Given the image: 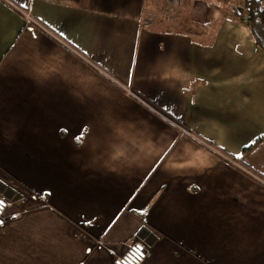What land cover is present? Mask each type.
I'll return each mask as SVG.
<instances>
[{
    "label": "crops",
    "instance_id": "obj_1",
    "mask_svg": "<svg viewBox=\"0 0 264 264\" xmlns=\"http://www.w3.org/2000/svg\"><path fill=\"white\" fill-rule=\"evenodd\" d=\"M220 3L0 0V264H264V51Z\"/></svg>",
    "mask_w": 264,
    "mask_h": 264
},
{
    "label": "built area",
    "instance_id": "obj_2",
    "mask_svg": "<svg viewBox=\"0 0 264 264\" xmlns=\"http://www.w3.org/2000/svg\"><path fill=\"white\" fill-rule=\"evenodd\" d=\"M169 2H171V5H175L176 3H178V0H169ZM18 9L26 19V30L33 32L34 25H36L35 22L28 16L27 13L22 11L20 8ZM155 17L156 14L154 12H149L144 19L142 26H147L148 23L151 22ZM30 21H32V24H30ZM182 133L190 134L185 129H182ZM24 211V208H14V201L4 193H0V221H2V223H0V226H3L8 220L17 218ZM96 244L98 246L103 245L101 241H97ZM107 252L109 253V255H111L113 264H141L147 256L148 249L147 244L143 239L135 238L125 244V248L121 253L116 254L112 248H107Z\"/></svg>",
    "mask_w": 264,
    "mask_h": 264
},
{
    "label": "trees",
    "instance_id": "obj_3",
    "mask_svg": "<svg viewBox=\"0 0 264 264\" xmlns=\"http://www.w3.org/2000/svg\"><path fill=\"white\" fill-rule=\"evenodd\" d=\"M230 12L235 21L248 27L255 45L264 51V0H242L240 4L232 5ZM209 145L212 146L211 143ZM252 171L255 179L264 184V176Z\"/></svg>",
    "mask_w": 264,
    "mask_h": 264
},
{
    "label": "rangeland",
    "instance_id": "obj_4",
    "mask_svg": "<svg viewBox=\"0 0 264 264\" xmlns=\"http://www.w3.org/2000/svg\"><path fill=\"white\" fill-rule=\"evenodd\" d=\"M242 2V0H221L220 6L224 9V15L227 17H232L230 12V7L232 5H238Z\"/></svg>",
    "mask_w": 264,
    "mask_h": 264
},
{
    "label": "snow or ice",
    "instance_id": "obj_5",
    "mask_svg": "<svg viewBox=\"0 0 264 264\" xmlns=\"http://www.w3.org/2000/svg\"><path fill=\"white\" fill-rule=\"evenodd\" d=\"M0 223H2V221H0ZM113 227H116L118 224V220L114 219L113 222L110 223Z\"/></svg>",
    "mask_w": 264,
    "mask_h": 264
},
{
    "label": "water",
    "instance_id": "obj_6",
    "mask_svg": "<svg viewBox=\"0 0 264 264\" xmlns=\"http://www.w3.org/2000/svg\"><path fill=\"white\" fill-rule=\"evenodd\" d=\"M140 239H143L142 236H138ZM146 244H149V241L143 239Z\"/></svg>",
    "mask_w": 264,
    "mask_h": 264
}]
</instances>
